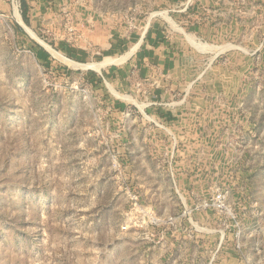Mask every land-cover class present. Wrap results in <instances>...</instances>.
<instances>
[{
  "label": "rangeland",
  "instance_id": "obj_1",
  "mask_svg": "<svg viewBox=\"0 0 264 264\" xmlns=\"http://www.w3.org/2000/svg\"><path fill=\"white\" fill-rule=\"evenodd\" d=\"M9 1L0 264H264V0L198 1L216 84L175 123L114 110L112 84L68 61L101 69L102 29L164 21L167 0Z\"/></svg>",
  "mask_w": 264,
  "mask_h": 264
},
{
  "label": "crops",
  "instance_id": "obj_2",
  "mask_svg": "<svg viewBox=\"0 0 264 264\" xmlns=\"http://www.w3.org/2000/svg\"><path fill=\"white\" fill-rule=\"evenodd\" d=\"M198 1L167 0L174 8L171 15L164 21H150L143 30L137 22L133 26H119L109 34L102 29L99 46L87 55L81 53L86 59L98 60L101 54L96 50H101L100 63L110 62L99 70L92 67L98 63L83 65L72 60V64L92 68L87 70L93 76L92 83L109 81L112 84L121 95L108 90L117 99L112 103L114 110L128 113L135 108L139 110L143 103L145 109L150 108V113L154 110L152 115L156 118L174 123L184 121L187 110L196 108L200 95L216 84L215 76L210 77L201 64L202 56L207 54L203 41L212 36L210 25L201 20ZM20 7L45 8V4L21 0ZM11 8L9 0H0V11ZM37 42L44 47L36 51L37 58L50 59L53 52ZM211 59L214 58L211 56Z\"/></svg>",
  "mask_w": 264,
  "mask_h": 264
},
{
  "label": "bare ground",
  "instance_id": "obj_3",
  "mask_svg": "<svg viewBox=\"0 0 264 264\" xmlns=\"http://www.w3.org/2000/svg\"><path fill=\"white\" fill-rule=\"evenodd\" d=\"M36 37V36H35ZM38 39V38H37ZM38 41H40L39 39H38ZM41 42V41H40ZM42 44H44V43H42ZM45 46H46V48H48V50H50V51H52L53 53H54V50L49 46V45H47V44H44ZM58 53V52H57ZM64 57V56H63ZM62 57V58H63ZM61 58V57H60ZM68 60V59H67ZM69 62H71V63H73L71 60H68ZM110 62V60H108V61H105L104 63H102V64H99V66L100 67H102V66H106L107 65V63H109Z\"/></svg>",
  "mask_w": 264,
  "mask_h": 264
},
{
  "label": "trees",
  "instance_id": "obj_4",
  "mask_svg": "<svg viewBox=\"0 0 264 264\" xmlns=\"http://www.w3.org/2000/svg\"><path fill=\"white\" fill-rule=\"evenodd\" d=\"M74 60L78 61V58L77 57H73Z\"/></svg>",
  "mask_w": 264,
  "mask_h": 264
},
{
  "label": "built area",
  "instance_id": "obj_5",
  "mask_svg": "<svg viewBox=\"0 0 264 264\" xmlns=\"http://www.w3.org/2000/svg\"><path fill=\"white\" fill-rule=\"evenodd\" d=\"M220 199V198H219Z\"/></svg>",
  "mask_w": 264,
  "mask_h": 264
}]
</instances>
